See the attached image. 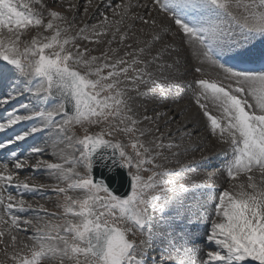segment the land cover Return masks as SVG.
Here are the masks:
<instances>
[{"label": "snow or ice", "instance_id": "1", "mask_svg": "<svg viewBox=\"0 0 264 264\" xmlns=\"http://www.w3.org/2000/svg\"><path fill=\"white\" fill-rule=\"evenodd\" d=\"M79 3L63 0L62 13L47 0H0V86L10 88L0 96V106L25 95L54 102L50 109L31 111L29 104H21L23 114L14 109L0 118V133L24 122H41L0 141V150L45 130L60 143L66 141L56 153L57 162L40 158V147H31L23 157L9 150L0 159L4 256L11 264H146L152 213L179 214L186 194L201 187L178 182L186 165L166 166L165 153L177 157L181 143L160 130V114L138 116L132 107V94L144 95L141 86L151 85L149 91L159 87L161 93L173 86L149 71L169 50L164 42L168 36L187 45L199 62L194 71L200 75L188 87L205 126L231 151L224 165L228 187L212 196L214 215L205 236L209 250L200 258L195 249L173 244L176 264H264V68L236 66L254 59L264 63V51L253 52L257 38L264 41V0H121L115 5L84 0L87 19L77 26ZM102 5L111 10V18L100 11ZM97 14V23L89 24ZM159 14L167 26L158 23ZM109 35L98 56L80 43L98 45ZM114 42L117 47H111ZM155 43L162 47L149 60ZM205 65L220 72L208 77ZM77 126L80 134L73 131ZM106 150L128 171L130 192L125 196L94 176L97 162L109 159ZM25 168L43 170L56 182L21 178ZM10 189H51L62 199L56 203L58 211L49 213L44 204ZM30 210L44 216L23 215ZM29 229L32 235L22 237Z\"/></svg>", "mask_w": 264, "mask_h": 264}, {"label": "bare ground", "instance_id": "2", "mask_svg": "<svg viewBox=\"0 0 264 264\" xmlns=\"http://www.w3.org/2000/svg\"><path fill=\"white\" fill-rule=\"evenodd\" d=\"M58 1L59 0H57V2ZM112 1L116 0H111V2ZM144 2L145 0H140V3ZM47 3L54 10L61 11L62 13H64L63 9L53 7V4H51L52 0H47ZM102 7L105 6L102 5L100 9H103ZM149 7L151 8V5H149ZM137 10L139 11V9ZM69 16H71V13H69ZM108 16L111 18L112 13L108 14ZM157 19L158 23L162 22V26L168 25V21L164 18L162 14H159ZM77 21V26H80L78 25ZM139 26V22H137V27ZM146 31L149 34H151L152 32L151 29H147ZM109 38L110 35L108 37H102V42L98 45L95 43H89L87 41H81L80 43L82 44V46H86L89 49L93 50V52L96 51L97 53L93 55L98 56L100 55L99 53L107 47L105 41ZM140 38L148 39L150 38V35L141 36ZM164 42L169 44V50L164 53L161 60L156 61L149 67V71L153 73L154 78L160 81L162 75L160 73L161 68L159 66L163 65L166 68L163 77H167L165 81L163 80V82L171 83L173 86L167 88L163 93H161L159 87H156L154 90L149 91L148 88H151V85H149L148 88L141 86L140 90L144 93V95L136 96L135 93H133L132 107L134 112L138 116L147 114L149 116L155 117L156 113L160 114L159 119L156 121V123L160 125V130L164 132H171L172 135H174L176 142L181 143V148L177 157H172L169 153H165V155L169 156V161L171 160L169 163L171 165H174V163L178 160V157H180L179 159H182V164L186 165L188 169L186 170L185 174H182L179 177L180 180H178V182L184 184L186 187H190L193 184L201 185L198 190H192L186 194L183 200V205L180 208L181 213L179 212V215H174V213L176 212L174 210L167 211L169 218L177 219V217L181 214V219L186 224L189 221H194L196 225L201 223L204 224L203 229L207 231V227H209L211 224V217L214 215L215 201L212 199V196L214 194L216 195V193H219L217 192V190L221 191L224 188L228 187V184H226L225 182L226 177L222 168L225 165L226 159L230 158L231 151L227 148L226 145L222 144L218 140L217 136H214L205 126V118L203 117L201 111L194 102L193 90H189L190 88L187 87V89H182L183 86H186V83L189 84L195 76L200 75L195 73L194 71V67L197 66L199 62L192 56L191 50L187 48V45H181V42L178 38L173 42L168 36H165ZM111 47H117V44L114 42ZM161 47V43H155L154 50L152 51L151 55L147 56V59L151 60L152 57L156 55V50L161 49ZM261 51H264V41H261L259 40V38H257V42H255V48L253 49V52L258 54ZM256 60L258 59H254L253 61ZM168 65H171V67H168ZM219 72V69L211 65L203 66V74L208 77L213 78L217 76ZM8 91H10L9 87L0 86V96L6 95ZM28 96L32 97L30 95H25L24 97L11 101L7 105L0 106V118L6 117L7 112L12 111L14 109L20 112H24V109H21L20 105L25 104L23 103V100L24 98H28ZM30 101V103L28 104L29 108L32 109H37L40 107L43 108L44 106V108L41 109L44 110L46 108L50 109L54 107V102L48 103L47 101H37L35 99H31ZM40 123L41 122L37 120L24 122V124L22 125H17L15 126L14 130H9L5 133H0V141H4L10 138L15 132L27 130L28 127H32L31 125L33 124L39 126ZM142 126L148 127V125ZM51 133L52 132L49 130L36 133L30 136L26 141L17 142V148L14 150L17 151L19 154H22L24 153L23 151L29 150L31 147H40L44 149V152L40 158L47 159L50 162H57L56 153L59 149L65 148V143H60L59 141L53 140V138H51L50 136ZM188 133H191V135H188ZM199 140L202 142L201 144ZM54 143H56L57 145L56 148L53 147ZM198 145H203L204 148H201L202 152L200 151L194 154L191 148H195ZM12 147L13 145L9 146L8 150H0V158L3 157L4 153H8L9 150H13ZM195 150L198 149L195 148ZM6 157L4 156L3 158ZM35 158L36 157L33 158L34 162ZM203 160L211 161V165L208 167L211 168V172L204 171L205 173H202L200 171L195 170L194 165L202 162ZM167 167L169 169H173V167H171L170 165ZM219 167H221V171L219 170ZM21 171H26L25 176H34L35 180L40 183L47 184L46 182H44L47 179L54 180L47 172L43 170L39 172H33L30 168H25ZM20 176L21 178L25 177L21 174ZM211 180L217 183L216 189L211 190L208 187H203L204 185L209 186V182ZM10 190L14 192L15 195L22 194L23 196L27 197L28 195H43L44 191H46L47 189L40 192H29L23 189ZM30 200L33 202H41V200L37 199ZM188 207L193 208V210H188ZM158 220H154L152 225H150L152 229V237L150 240H148L145 246L146 264H176V259L178 258L177 253L174 249H168V244L170 243L171 239L169 241L167 239H163L164 236L168 235V230L163 227V224L161 225L159 222H156ZM192 229L193 230H190V233H188L183 239L178 238L177 240H180L179 242H181L182 245H186L189 248L191 245V248L195 249L199 257L202 258L204 253L202 247L206 245V239L200 238V236L198 239L194 238L196 230L195 227ZM203 232L204 231L201 229L200 234L202 235ZM22 237H27V235L25 233H22ZM178 247H181V245ZM159 249H162L163 252H158ZM3 257L4 254L2 248H0V259H2ZM6 262L8 261L6 260Z\"/></svg>", "mask_w": 264, "mask_h": 264}, {"label": "rangeland", "instance_id": "3", "mask_svg": "<svg viewBox=\"0 0 264 264\" xmlns=\"http://www.w3.org/2000/svg\"><path fill=\"white\" fill-rule=\"evenodd\" d=\"M63 2V0L61 1V0H59L58 2H56L55 4H53V3H51V4H53V7L54 8H60V9H63L64 10V12H65V7H61V6H59L61 3ZM121 2V0H116V1H112L111 3L113 4V5H115L116 3H120ZM96 4V0H93V5H95ZM83 8H84V0H80V3H79V10H80V16L77 18V22H78V25H81V23H82V21L84 20V19H87L86 17H84V14H83ZM103 9H100V11L102 10V11H105L106 12V14L108 13V14H111L112 12H111V10L110 9H107L106 7H102ZM90 11H92V9H89ZM107 14V15H108ZM67 15H69V13H67ZM97 19H99V16H98V14H97V16H96V18H92V19H89L88 20V23L89 24H94V23H96L97 22ZM86 47V46H85ZM97 52L96 51H92V55L93 54H96ZM100 54V53H99ZM167 60V59H166ZM161 69H160V73H161V75H162V77L160 78V81L161 82H163V80L165 81V79L167 78L166 76H164L163 77V74H164V72H165V67L163 66V67H161V66H159ZM164 69V70H163ZM163 78V79H162ZM186 86H183L182 87V89L183 88H185V89H187V88H189L188 87V83H186L185 84ZM187 87V88H186ZM189 90H191V88L189 89ZM188 91V90H187ZM186 91V92H187ZM29 98H30V100L31 99H34V98H32V97H29L28 96V98H24V100H23V103H25V104H28V103H30L31 101L29 100ZM30 101V102H29ZM43 108H44V106H43ZM42 107H40V108H37V109H35V108H29V110L31 111V110H41V109H43ZM22 114L24 113V112H21ZM39 121V120H38ZM40 122V121H39ZM41 124V123H40ZM33 125H35V124H33ZM33 125H31V126H33ZM36 126H38V125H36ZM40 126V125H39ZM31 128V127H30ZM28 129H29V127H28ZM95 130V129H94ZM73 131L74 132H76L77 134H80V132H79V128H78V126L76 127V128H74L73 129ZM69 134H71V133H69ZM51 138H53V140H56V141H58L57 140V138H56V136H55V134L52 132L51 133ZM173 137H174V135H173ZM118 138H120V137H118ZM199 142H200V144L202 143L200 140H199ZM65 143H66V141H65ZM200 147V148H199ZM13 150L14 149H16L17 148V145H13ZM195 148H197L198 150H195ZM193 147V148H191V150H192V152H194V154H196V152H202V150H201V148H204L203 147V145L201 146V145H198L197 147ZM203 150H205V149H203ZM24 153H22V154H20L22 157H23V155L24 156H27L28 154H29V150H25V151H23ZM8 155V153L6 152V153H4L3 154V157L5 156H7ZM77 155H78V153H77ZM193 156V155H192ZM0 158V159H4V158ZM34 158V157H33ZM180 157H178V160L174 163V165L172 164H170L169 162L171 161H168L167 162V164H166V166H171V167H173V169H178L179 168V166L182 164V159L180 160L179 159ZM31 163L32 162H34V160L32 159L31 161H30ZM211 161L210 160H203L202 162H200V163H198V164H196V165H194V168H195V170H197V171H200V172H202V173H205L204 171H206V172H211L210 170H211V168H208L211 164ZM10 166H11V164H10ZM223 170H224V167L222 168ZM221 169V167H219V170L221 171L222 170ZM188 170V169H187ZM186 173V171H183V173H181V175L182 174H185ZM20 174L21 175H23V176H25V174H26V171H20ZM217 174V173H216ZM34 177V176H33ZM177 180H180V178L179 177H177L176 178ZM214 179V178H213ZM44 182H46L47 184H54L56 181L55 180H49V179H47L46 181H44ZM227 184V183H226ZM216 185H217V183H215L213 180H211L210 182H209V186H208V188L209 189H211V190H214V189H216ZM213 186V187H212ZM215 186V187H214ZM11 191V190H10ZM220 190H217V192H219ZM14 195H15V193L14 192H12ZM216 195H218V193H216ZM19 196V195H18ZM26 200H28V201H30V202H32V203H34V204H36V203H42V204H44L45 205V207L49 210V213H53V212H57L58 210H57V208H56V203H57V201H59V200H61L62 199V196H60V195H58L57 193H55L54 191H52L51 189H47L46 191H44V194L43 195H28L27 197H25V196H23ZM34 197V198H33ZM30 199H37V200H41V202H33V201H31ZM188 210L190 209H192L193 210V208H190V207H188L187 208ZM183 210V209H182ZM36 210H30V211H28L26 214H24L25 216H27V217H31V218H35L37 215H40V216H44V214L43 213H41V212H35ZM168 211V210H167ZM167 211L163 214V215H161L160 213H152V215H153V221L154 220H158V221H156V222H159L161 225L163 224V227H165L167 230H168V235L167 236H164V238L163 239H167L168 241L170 240V243L168 244V249L169 250H173V247H172V245L174 244V245H176L177 247L178 246H180V245H182V243L181 242H179L180 240H177L178 238H181V239H183L188 233H190V230H193L192 228H194L195 227V230H196V233H195V237L194 238H196V239H198L199 238V236H200V238H204L205 239V236H206V232L207 231H205L204 229H203V226H204V224H198V225H196L195 224V222L194 221H192V222H187V224L185 223V222H183V220L181 219V214H180V216H178L177 217V219L175 218V219H170L169 218V216H168V214H167ZM179 212L181 213V209H179ZM174 215H179V214H177V212H175L174 213ZM167 219V220H166ZM185 223V224H184ZM182 228V229H181ZM199 229V230H198ZM203 230L204 232L202 233V235L200 234V230ZM207 230H208V227H207ZM178 234H177V233ZM171 233H173V234H171ZM25 234L27 235V236H30V235H32V231H31V229H29L27 232H25ZM171 235V236H170ZM202 236V237H201ZM141 237L139 236V234H137V236H136V239L137 240H139ZM179 242V243H178ZM192 244V243H191ZM195 244H197V243H195ZM172 248V249H171ZM190 248H191V245H190ZM203 248V250H204V253H203V255L209 250V248L208 247H206V245L205 246H203L202 247ZM212 250H215L214 249V246L212 247ZM158 252H163V250L162 249H159V251ZM6 260L8 261V262H6ZM0 264H11V262L7 259V257H3L2 259H0Z\"/></svg>", "mask_w": 264, "mask_h": 264}, {"label": "water", "instance_id": "4", "mask_svg": "<svg viewBox=\"0 0 264 264\" xmlns=\"http://www.w3.org/2000/svg\"><path fill=\"white\" fill-rule=\"evenodd\" d=\"M106 154L109 159L103 163L97 162L94 176L97 180L104 181L114 194L125 196L130 192L128 171L119 167V164L115 162L118 157L111 150H106Z\"/></svg>", "mask_w": 264, "mask_h": 264}]
</instances>
